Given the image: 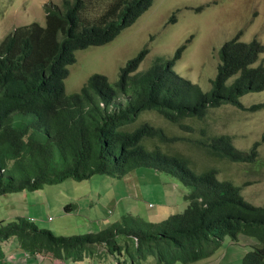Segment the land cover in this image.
I'll use <instances>...</instances> for the list:
<instances>
[{"label":"trees","instance_id":"obj_1","mask_svg":"<svg viewBox=\"0 0 264 264\" xmlns=\"http://www.w3.org/2000/svg\"><path fill=\"white\" fill-rule=\"evenodd\" d=\"M152 2L117 0L100 22L85 23L83 0H64L60 6L44 7V26L17 27L0 42V196L94 175L123 178L145 167L189 189L183 196L186 209L160 222L126 214L97 232L68 237L41 229L29 219L0 221V261L3 245L14 238L23 255L50 254L60 261L89 257L100 264L103 255L127 264V258L133 262L153 256L160 264H198L213 256L226 238L236 243L244 236L257 241L258 247L244 255L242 264H264V207L245 200L242 187L220 181L216 170L197 174L183 156L145 149L141 145L145 138L165 144L176 140L161 129L144 123L131 132L121 130L143 111H154L187 131L182 119H202L208 109L221 105L261 110L264 105L245 109L239 99L264 90V65L252 67L264 45L240 42L239 36L225 42L208 92L173 71L184 46L171 59H158L147 71L134 74L147 52L141 51L120 70L114 87L105 76L94 74L78 93L65 92L75 52L110 43ZM230 78L234 79L227 86ZM260 145L241 152L231 137L218 136L204 146L233 163H254ZM64 210L73 212L75 206L66 205ZM120 238L131 244H121Z\"/></svg>","mask_w":264,"mask_h":264},{"label":"rangeland","instance_id":"obj_2","mask_svg":"<svg viewBox=\"0 0 264 264\" xmlns=\"http://www.w3.org/2000/svg\"><path fill=\"white\" fill-rule=\"evenodd\" d=\"M63 1L0 0V42L17 27L32 23L44 26V7L60 6ZM116 1L83 0L82 21L100 22ZM172 18L173 22L170 21ZM237 36L240 42L256 40L264 45V0H153L151 6L113 41L75 52V62L68 66V76L64 80L65 92L67 95L78 93L94 74L105 76L114 87L120 70L141 51L147 50L134 74L147 71L158 59H171L182 46L185 48L173 71L208 92L219 65L221 46ZM261 64L264 65V52L252 67ZM233 79H228L226 85L229 86ZM239 102L245 109L264 105V90L248 93ZM144 123L176 139L165 144L145 138L141 141L145 149L183 156L197 174L216 170L220 181H230L242 187L245 200L264 207V108L250 112L232 105H221L208 109L202 119H182L181 123L189 128L187 131L180 130L178 125L171 124L154 111H143L121 130L131 132ZM218 136L231 137L235 148L241 152H249L255 143L260 142L256 161L233 163L216 156L204 145L210 138ZM188 192L187 187L171 176L141 167L123 178L94 175L80 182L67 179L60 184L46 185L39 191L1 195L0 221L8 223L32 218L39 228L50 230L57 236L83 235L97 232L126 214L160 222L170 215L184 212L188 204L183 196ZM70 204L75 210L66 213L64 207ZM55 225H58L56 230ZM119 240L121 244H131L125 238ZM255 247L258 242L244 236L236 243L226 238L213 256L198 264H242L244 255ZM50 256L48 254V258ZM10 259L13 262L14 258ZM99 260L100 264L117 262L114 257L111 260L103 255ZM97 261L86 257L76 262L66 260L64 264H98ZM133 262L127 258V264H160L153 256Z\"/></svg>","mask_w":264,"mask_h":264},{"label":"crops","instance_id":"obj_3","mask_svg":"<svg viewBox=\"0 0 264 264\" xmlns=\"http://www.w3.org/2000/svg\"><path fill=\"white\" fill-rule=\"evenodd\" d=\"M29 220L33 221L32 218H30ZM57 228L58 225H55L54 229L56 230ZM11 249L14 250L10 251ZM3 252H4V259L0 261V264H64V261L56 260L52 258V256L48 258V255H46V257L44 258L38 256H24L23 254H21L18 243L14 238L10 239L8 242H6L3 245ZM12 257L14 258L13 262L10 259ZM20 257H22V259H18ZM23 257L25 258V260ZM18 260L21 262H19Z\"/></svg>","mask_w":264,"mask_h":264},{"label":"built area","instance_id":"obj_4","mask_svg":"<svg viewBox=\"0 0 264 264\" xmlns=\"http://www.w3.org/2000/svg\"><path fill=\"white\" fill-rule=\"evenodd\" d=\"M24 256H27V255H24Z\"/></svg>","mask_w":264,"mask_h":264}]
</instances>
